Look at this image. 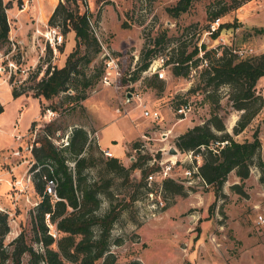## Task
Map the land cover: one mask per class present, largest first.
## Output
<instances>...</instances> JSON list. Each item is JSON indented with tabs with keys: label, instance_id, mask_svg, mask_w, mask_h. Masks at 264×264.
Wrapping results in <instances>:
<instances>
[{
	"label": "rangeland",
	"instance_id": "rangeland-1",
	"mask_svg": "<svg viewBox=\"0 0 264 264\" xmlns=\"http://www.w3.org/2000/svg\"><path fill=\"white\" fill-rule=\"evenodd\" d=\"M220 1L229 3L232 0ZM236 1L241 5L220 16L217 29L221 24L222 27L217 35H212L215 31L208 32L211 22L208 8L218 0H191L185 9L179 8L183 0H58L69 9L89 12L91 28L100 49L94 52L92 46L87 49L80 47V54L87 50L89 55H93L91 61L84 64L87 74H93L100 68L103 45L119 56L123 70L128 72L138 61L143 45L147 42L153 44L158 37L163 40L156 45L157 56L151 61L153 66L158 65V57L167 55L172 47L179 45H186L187 51L197 45L199 52L196 56L203 53L201 44L218 50H243V54H237L239 57L259 54L264 51V33H255L254 28L264 26V0ZM18 5L21 8L22 4ZM12 17L10 15L13 26ZM29 39L33 37L29 36ZM12 40V46L9 39L0 44V100L4 103L0 113V208L9 211L10 226L5 243L24 229L33 248L43 250V246L33 239L31 210L33 201H37L39 196L31 181H26V171L33 160L30 148L34 139L44 132L45 124L51 120L61 127L51 136L52 141L61 146L68 141L73 126H82L92 132L95 129L92 119L95 120L99 143L109 148L125 166H129L133 158L131 141L139 138L141 132L145 133L146 137L141 140L144 149L157 160L169 156L177 158L180 161L174 170L181 173L187 161H183V151L177 148L174 139L186 128L203 123L211 115L212 105L205 98L206 91L203 88L188 90L199 81L205 60L193 67L187 76L173 75L170 64H165L164 76L154 86L147 83L155 74L149 67L139 72L131 85L119 89L113 85L105 86L101 78H96L95 84L87 88V97L79 105L71 106L64 91L46 100L33 96L27 87L33 83L28 76L36 66L45 68L49 62L54 65L64 63L70 52L69 46L75 45L70 32L63 35L60 44L64 47L62 50L57 47V51L44 44L41 36H36L33 47V54L37 57L35 62L31 58L26 61L21 55L19 63L14 59L11 61L16 51L24 54L23 43L18 41V37L14 35ZM42 44L44 48L41 51ZM22 85L28 91L13 96L9 89ZM219 91L221 98L216 110L226 130L238 141L251 140L257 132L262 142L260 156L263 157L264 75L259 77L255 86L256 93L263 97V104L238 132L233 131V125L241 110L232 107L228 100L227 85H222ZM128 92L132 94L128 96ZM183 101L190 104V110L180 118L174 108L185 103ZM51 102L57 103V110L46 108L41 112V107ZM143 105L159 110L160 119L152 121L142 115ZM33 119L36 123L31 126ZM229 120H232L231 124ZM91 136L96 139L94 132ZM96 141H92L96 167L88 170L99 182L111 178L108 190L118 216L110 230L109 251L115 254L118 264H126L132 259L145 264H264V226L256 222L257 214H264V180L260 179L262 171L258 157L254 158L249 175L243 181L231 170L218 190L213 184L182 183L184 194L169 193L163 197L165 205L157 209L154 216H146V200H134L139 188L135 197L132 196L133 183L141 177V171L134 170L130 179H126L123 173L110 175L99 158L108 155L101 153ZM127 145L129 150H126ZM171 147H175L177 152L170 153ZM234 183L241 184L242 193L236 191ZM22 186L24 188L20 191ZM109 203L104 199L99 212L103 213ZM57 239L58 234L52 244L55 248ZM27 259L28 254H24L22 260ZM99 263L100 260L97 261ZM71 264L78 262L72 261Z\"/></svg>",
	"mask_w": 264,
	"mask_h": 264
},
{
	"label": "trees",
	"instance_id": "trees-1",
	"mask_svg": "<svg viewBox=\"0 0 264 264\" xmlns=\"http://www.w3.org/2000/svg\"><path fill=\"white\" fill-rule=\"evenodd\" d=\"M190 1L183 0L179 8L185 9ZM239 5L241 2L236 0L229 3H221L218 0L208 8L209 20ZM6 7H9V4L3 5L0 0V44L6 43L9 39ZM47 24L59 26L63 35L74 31L75 45L61 65L49 62L45 68L42 66L33 68L28 76L33 83L27 87L31 89L33 96L46 100H51L64 91L65 98L71 106L79 105L80 101L88 95L87 88L95 84V79H100L104 71L103 62H101L97 71L87 74L84 64L91 61L93 55H89L87 50L83 54L79 53L81 46H85L86 49L92 46L94 52L100 49L98 38L91 28L89 12L72 10L63 2H58ZM221 27L222 24L212 35H217ZM254 32L264 33V26L255 27ZM162 40L158 37L153 44L147 42L143 45L134 68L125 72L121 78L122 84L135 80L139 72L148 68L157 56L156 45ZM57 47L62 50L64 45L59 44ZM201 48L203 49L201 56H196L199 52L197 45H194L190 51H187L186 45L174 46L167 55H161L164 58V64H170V70L176 76H187L193 67H197L200 62L206 60V64L200 69L199 81L188 90L203 88L206 91L205 98L212 105L211 115L203 123L194 124L178 134L174 144L180 151L192 150L201 154L198 173L217 190L222 187L231 170L235 171L241 181L248 177L250 166L256 157L262 171L260 179L264 180V155L260 156L262 142L257 132H254L251 140L234 139L226 130L225 123L216 110L221 98L219 89L222 85H227L228 100L232 107L241 110L239 118L233 125V131L242 130L254 117L263 104V97L256 93L255 86L259 77L264 75V51L239 57L236 52L228 48L218 50L217 47L207 48L205 44H201ZM20 53V50L16 51L11 59L19 63ZM159 81L161 78H158L155 73L147 80V83L154 86ZM10 91L13 96H18L28 90L22 85L21 87L13 86ZM46 108L57 110L58 105L57 103L44 105L41 107V112H44ZM3 109L4 103L0 100V113ZM231 122L232 120H229L230 124ZM35 123L33 119L31 126ZM44 127V132L37 135L30 148L33 160L28 169L32 187L39 196L31 210L33 239L43 246V250L33 248L26 238L24 229L5 243V235L10 230L9 215L7 211L0 209V264H71L72 261L78 264H97L99 260V264H118L115 254L109 251L110 230L118 216V211L111 204V192L108 190L111 178L99 182L90 175L88 170V168L96 167L97 162V158L92 153V141H96L91 136L94 130L91 132L82 126H73L68 134L67 143L61 146L51 139L53 133L61 129L59 124L51 120ZM216 140L227 141L222 145L213 146L212 143ZM142 145L140 137L131 141L130 149L133 150V158L129 166L122 164L120 159L113 155L106 158L99 157L103 161V168L110 175L123 173L126 179H130L129 176L134 170L141 171V177L133 183L135 189L132 196L135 197L138 188L140 190L134 200L139 198L146 200L147 191L150 188L146 174L157 167L156 162L150 163L154 156ZM201 146L204 147L201 148ZM99 149L104 154L103 149L101 147ZM50 176L55 177L57 181L58 198L56 199H52L50 194L45 192V182ZM233 187L237 192H243L241 184L234 183ZM169 193L184 194L182 182L171 177L164 178L161 182V194L165 198L170 195ZM104 199H108L110 203L106 210L100 213ZM46 212L49 213L50 220L56 223L58 230L56 248L52 245L54 237L48 233L44 220ZM24 254H28L26 261L22 260ZM126 264L145 263L132 259Z\"/></svg>",
	"mask_w": 264,
	"mask_h": 264
},
{
	"label": "built area",
	"instance_id": "built-area-1",
	"mask_svg": "<svg viewBox=\"0 0 264 264\" xmlns=\"http://www.w3.org/2000/svg\"><path fill=\"white\" fill-rule=\"evenodd\" d=\"M2 4L4 5L5 3L2 0ZM24 4H22L21 9L23 8ZM7 10V7L5 8ZM220 16L215 17L214 19L211 20L210 22V28L208 29V32L212 33L213 31H216L217 27L220 24ZM9 23V29L10 26L12 27V24L10 20L8 19ZM37 32V37L41 36L43 38L44 44H48L55 50L57 46L61 43L63 40V34L60 31L59 26L57 25H45V28L43 29H35ZM14 38V35L9 36V41H11V46L12 44L14 45V41L12 40ZM38 40V38H37ZM12 48V47H11ZM43 44L40 47L41 51L43 50ZM229 50L236 52L238 55H241L244 53L243 50L239 49H234V48H228ZM57 51V49H56ZM201 55V54H200ZM22 58L23 55L21 54ZM102 59H103V73L101 76V81L103 82L104 85H113L114 88L119 89L122 86H128L131 85L130 82H127L125 84H122L120 82L121 78L124 76L125 71L122 68L121 65V60L118 55L114 54L113 52L109 51V49L103 45V50H102ZM12 61V59L10 58ZM158 65L153 66L152 63L148 66L149 69L152 68V71L154 73H157L158 77H163L164 76V58L162 56L158 57ZM206 64V60H205ZM132 94V93H131ZM135 95V94H134ZM140 100V98H139ZM190 110V104L185 102L182 104H179L174 108V111L178 116L181 118L182 116L187 114V111ZM142 115L145 117L151 119L152 121H157L160 119V112L157 109L149 108L146 105H143L142 108ZM18 137V135H17ZM144 137H146L145 133H141L140 139L142 140ZM19 138V137H18ZM227 140L223 141H215L212 143L213 146H216L218 144H224ZM67 143V141H66ZM204 146H201L203 148ZM103 153L105 155L111 156V152L107 149H103ZM183 154V161H187L189 165H185L181 173L175 172V166L177 165L178 161L177 158H171L170 156L167 158H161L160 160H157L155 157L152 158L150 163L156 162L157 167L154 170L149 171L146 174V180L147 184L150 187L147 191V196H146V205L145 207L147 208L148 212L146 216H154L157 212V209L161 208L165 204V199H163V196L161 194V182L164 178L166 177H171L175 180H178L184 184H189L193 185L195 183L199 184L198 186H208L209 183H207L198 173V166L201 162V154L199 152H193L192 150L182 152ZM133 157V156H132ZM26 181H30V173L26 171ZM20 183V180H18ZM56 178L55 177H48L45 182V192L50 194L52 199L58 198L57 193H56ZM20 188L19 190L21 191ZM37 201H35L33 204H36ZM2 210H5L4 208H0ZM44 220L46 225L48 226V233L51 234L53 237H57L58 231L56 228V223L52 222L50 220V215L48 212L45 213L44 215ZM256 222L264 226V214L258 213Z\"/></svg>",
	"mask_w": 264,
	"mask_h": 264
},
{
	"label": "crops",
	"instance_id": "crops-1",
	"mask_svg": "<svg viewBox=\"0 0 264 264\" xmlns=\"http://www.w3.org/2000/svg\"><path fill=\"white\" fill-rule=\"evenodd\" d=\"M3 2L9 4V7H7V10H6L8 19L10 20V15L13 16L12 17L13 26L9 29V34H10L9 36L15 35L16 38L18 37V41H21L23 43V48H24L23 58L26 61L30 60L31 58L32 62H35L37 58L33 54V51H34L33 47L35 46V37L37 36V32L35 31V29L45 28V25L47 24V20L50 14L52 13L54 7L56 6L58 0H3ZM18 4H24L23 8L21 9ZM26 34H28V37ZM70 35H71V38L73 39V42L75 43L74 31H70ZM29 36L33 37V39L30 40ZM31 42L33 43V45H31ZM73 45L74 44H71L69 46L70 47L69 51L72 49L71 47ZM92 123L95 128L93 132H94V136L96 137L98 145L102 149L109 150L111 154L113 155V152L109 148L107 147L104 148L99 143L98 136H97L98 128L95 125L96 121L92 119ZM126 150H128V145H127ZM21 162L23 163V161ZM34 202L35 201H33V203ZM5 211L9 212L6 209Z\"/></svg>",
	"mask_w": 264,
	"mask_h": 264
},
{
	"label": "water",
	"instance_id": "water-1",
	"mask_svg": "<svg viewBox=\"0 0 264 264\" xmlns=\"http://www.w3.org/2000/svg\"><path fill=\"white\" fill-rule=\"evenodd\" d=\"M128 96H130L131 95V93L130 92H128V94H127ZM169 152L170 153H175V152H177V149L175 148V147H171L170 148V150H169Z\"/></svg>",
	"mask_w": 264,
	"mask_h": 264
}]
</instances>
